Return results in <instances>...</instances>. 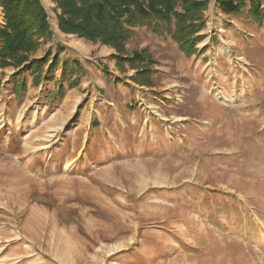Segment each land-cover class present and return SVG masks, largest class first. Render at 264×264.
Here are the masks:
<instances>
[{
	"label": "rangeland",
	"instance_id": "1",
	"mask_svg": "<svg viewBox=\"0 0 264 264\" xmlns=\"http://www.w3.org/2000/svg\"><path fill=\"white\" fill-rule=\"evenodd\" d=\"M41 2L52 36L30 56L58 68L20 90L22 67H0V264H264V23L210 0L188 55L136 27L148 87Z\"/></svg>",
	"mask_w": 264,
	"mask_h": 264
},
{
	"label": "trees",
	"instance_id": "2",
	"mask_svg": "<svg viewBox=\"0 0 264 264\" xmlns=\"http://www.w3.org/2000/svg\"><path fill=\"white\" fill-rule=\"evenodd\" d=\"M60 10L58 27L63 33L77 34L95 43L115 49L113 57L119 65L127 61L136 73L132 79L141 86H152V55L147 50L127 52V44L133 29L147 26L154 33H171L180 49L188 54L195 51L203 35L205 11L210 0H53ZM219 8L227 15H240L247 10L251 18L264 23V0H217ZM4 22L0 23V67H22L14 87L25 86L27 74H40L48 65V74H53L60 63L57 53L52 62L48 58L33 59L30 53L41 45V39L52 36L49 15L41 0H0ZM139 63V64H135ZM59 92L64 95V82L68 87L77 85L78 59L61 62ZM17 77V75H16ZM17 77V78H18ZM40 79L37 78V82Z\"/></svg>",
	"mask_w": 264,
	"mask_h": 264
}]
</instances>
